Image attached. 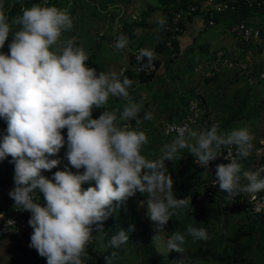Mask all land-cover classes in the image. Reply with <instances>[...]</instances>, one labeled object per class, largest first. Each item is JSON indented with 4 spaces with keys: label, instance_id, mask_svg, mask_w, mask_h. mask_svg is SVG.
<instances>
[{
    "label": "clouds",
    "instance_id": "clouds-1",
    "mask_svg": "<svg viewBox=\"0 0 264 264\" xmlns=\"http://www.w3.org/2000/svg\"><path fill=\"white\" fill-rule=\"evenodd\" d=\"M156 23L163 29L166 20L159 15ZM12 25L17 26L14 32ZM72 27L66 9L33 4L9 22L0 3V49L12 35L9 54L0 52V118L7 122V134L0 141V161L12 157L15 188L9 196L16 207L31 213L29 247L45 257L47 264H85L92 232H102L103 222L136 193L147 194L142 204L147 205L149 218L161 231L173 215L189 206L188 199L175 197L174 182L165 166V161H175L185 149L207 175L210 162L220 157L222 149L234 147V156L230 160L225 157L229 163L216 166L213 183L218 181L230 199L244 193L264 194V167L242 170L240 161L249 158L254 148V136L247 127L225 133L218 130L217 123L197 134L187 123L171 125L178 135L164 146L163 155L156 160L142 155L148 139L137 129L143 120L153 119V114L146 112L140 117L143 100L134 102L128 91L135 81L127 76L121 80L111 72L97 74L86 65L90 54L75 37L59 45L62 33ZM129 43V37L121 33L114 47L123 50ZM155 59L154 50L139 49L138 71L151 70ZM110 97L125 101L123 109L104 110L93 119V110L104 108ZM130 121H135L136 129ZM65 128L66 158L73 168L84 172L56 171L51 179L46 178L42 172L60 164L49 157L65 146L61 134ZM93 181L95 186L82 187ZM37 190L43 193L46 206L35 202ZM132 230L134 226L129 228ZM186 235L194 241L208 239L205 228L188 225L186 234L173 232L169 236L168 248L183 252ZM128 240V232L119 230L107 246L119 249ZM117 255L113 251L105 257L106 264Z\"/></svg>",
    "mask_w": 264,
    "mask_h": 264
},
{
    "label": "trees",
    "instance_id": "trees-1",
    "mask_svg": "<svg viewBox=\"0 0 264 264\" xmlns=\"http://www.w3.org/2000/svg\"><path fill=\"white\" fill-rule=\"evenodd\" d=\"M41 1L0 0V3L3 4V10L7 12L8 21L11 22L12 18L21 14L22 8L31 7L33 4L42 5ZM95 1L101 2L103 8H108L115 2V0H93V2ZM158 1L165 11L172 6L179 5V0ZM181 1L185 3V0ZM71 2L72 0H57L53 6L58 8L71 6L69 8V14L72 19L71 11L73 10V5ZM151 10L152 7L150 6L142 14L144 20L150 14ZM223 13L225 17L233 20L232 22L234 24L241 21L245 22L253 14H264V9L249 8L240 4L234 10L224 11L220 14L223 15ZM220 14L216 17L215 21L219 20ZM170 24L172 22L166 24L157 35L159 39L157 38L158 43L154 49L156 59L153 62L155 69L141 71L140 73L137 72L141 83L152 84L155 82L153 85H157V91L162 94L158 98V107H162L163 113L168 115L167 122L181 120L185 116L188 102L193 99L199 101L204 108L205 113L201 119L204 122L210 116V110L216 108L217 105H220L218 102L226 100V97L229 96L226 102L221 101L222 105H220V107H227L229 111V119L226 126L232 127L242 122H251L254 127L253 131L257 133L256 123L264 122V81H256L254 85H250L248 78L249 76H254L257 79L260 71L264 69L263 63L256 65L253 71L248 74L249 76L226 69L219 73H214L211 76H206L205 73L197 76V67L206 63L215 62L217 60V52H211L207 44H200L191 47L183 57L178 46V38H172V33L166 30V27ZM208 26H210L209 22ZM14 28L17 29V26ZM125 31L132 34L131 29L125 28ZM260 32L262 39H264V30H260ZM181 34L182 32L179 33V35ZM169 41L173 42V51L167 46V42ZM239 45L244 51L243 57L237 58L238 60L244 58V54L249 49L257 54L264 47V42L262 44H246L239 41ZM160 56L165 57V62L160 59ZM224 57L229 58L227 56ZM178 61L183 62L184 66L175 69ZM144 62H147L146 58ZM86 65L96 69L91 55ZM163 65L166 74L172 78L170 82L165 78L158 80L157 71ZM186 76L191 78V80L186 81ZM194 77H197L196 80L193 79ZM238 83L241 84V87H238ZM185 84L189 85L187 87L188 89L184 88ZM179 86L182 91L179 90ZM229 89H232V95H229ZM129 123L132 127L135 125V121H130ZM61 134L64 136L65 146L61 148L57 155L52 157L58 159L61 165H66L68 169H72L66 158L67 129H63ZM263 147L264 145H260V141H258L257 148L251 153L249 158L240 161L242 170L249 171L252 169V165L257 160L256 152ZM142 155L144 154L142 153ZM194 161L195 157L187 149L183 150L175 161H165V166L174 182L173 191L175 197L177 199H188L189 206L180 213L173 215L162 231L165 232L166 238L168 239L173 232L186 234L188 225L196 228L203 227L208 233L207 240L194 241L191 236L186 235L187 242L183 245V252L171 251L170 258L161 254L156 247L152 227L142 221L136 210L137 204L143 202L147 198V194L136 193L121 204L127 207L128 213L125 214L122 210L116 215L115 211L103 222V231L101 233L103 234L106 248L103 253H100L95 248L94 242H89L86 246L89 258L85 261V264H106L105 257L110 256L115 251L118 255L111 261V264H114L129 252L131 243L139 246L141 264H171L172 260L177 257H186L192 262H198L200 264H264V213H253L240 204L233 205L226 201L224 195H218L216 198L206 197L204 202L198 204L195 201V197L206 189L208 179L203 171L196 168ZM77 172L83 174L79 170ZM262 178H264V173H262ZM9 183L10 180L6 176L0 179L1 186H6ZM91 183L95 185L94 181ZM246 183L247 181L242 180V184ZM88 185L90 183H85L83 188L85 189ZM189 198H193L194 200L190 201ZM209 206H213L214 213H204L205 210H209ZM222 210H226L227 213H222ZM207 214L213 216L216 223H212ZM210 224L213 225L214 229ZM131 226H134V230L129 231ZM92 227L95 229L96 226L93 225ZM119 230L128 232V243L122 245L119 249L108 247V241ZM93 232L96 234L99 233L95 230ZM3 240L5 239H0V242ZM25 242L27 241L22 235L17 239L16 246L18 249L27 253L28 247L25 245ZM30 250L34 256H38V252L34 248H30Z\"/></svg>",
    "mask_w": 264,
    "mask_h": 264
},
{
    "label": "rangeland",
    "instance_id": "rangeland-1",
    "mask_svg": "<svg viewBox=\"0 0 264 264\" xmlns=\"http://www.w3.org/2000/svg\"><path fill=\"white\" fill-rule=\"evenodd\" d=\"M115 1L117 2V0ZM85 2L88 1L72 0L71 3H75L76 5H81L82 3ZM156 2L157 0H140L138 2V5H140L142 8L147 10L150 5H153ZM69 11L70 10L68 7V13ZM3 12L7 17V12L5 10H3ZM83 29L86 32L80 31L78 32L77 35L81 38L82 40L81 44L83 45L85 50L90 52V55L96 66L97 74H99V72L101 71H105V72L114 71L116 76L119 79L123 80L120 72L122 66L126 64V60H123L124 55L122 54L124 49L117 50L113 45L110 44V42L108 41V26H105L102 23H98V24L94 23L89 26L86 25V27H84ZM216 30H219L218 27L213 28L212 32ZM101 31L104 33V37L102 38L101 42L97 44L95 40L97 39L98 34ZM71 37H73V33L71 32V30L69 32L67 31L64 37H62L63 38L62 43L59 45H62L68 38ZM11 42H5V45L8 46ZM53 47H57V46H53ZM6 54H9V52H6ZM252 63H253L252 65L253 69L256 65H259L261 63H263L264 65V61L258 58H256V60H253ZM161 73L162 75L166 74L164 68L162 69ZM201 73L202 74L204 73L203 69L200 71L196 69L197 76L200 75ZM167 76L164 78L169 82L172 81V78L170 76L168 77ZM196 78L197 77H194L193 79L196 80ZM166 80L165 82H167ZM190 80L191 78H188L186 76V81H190ZM153 84H155V82H153L152 84H136L135 89L130 88L129 90V93L133 97L134 102H140L141 100H143L144 107L139 114L140 117L142 118L146 112H151L153 114V119L143 120L139 129H137L144 131L147 136L148 143L143 146L141 154L143 153L144 156L149 160L159 159L163 155L164 146L166 144L173 142L174 139L176 138L175 136H166L165 134L164 129H165V124L167 123L168 115L166 113H163L164 111L162 107H158V102H159L158 98H160L162 94L161 92L157 91V85L154 86ZM152 85L153 87L150 88V86ZM238 85H239L238 87H241L240 83H238ZM188 86L189 85L185 84L184 88L186 89ZM149 89L152 90L149 92L147 91ZM179 90L182 91L180 86H179ZM148 92L151 94L150 98H149L150 94H148ZM141 94L144 96L143 99L138 98V96ZM232 94H233L232 89H229V95ZM228 98L229 96L226 97V100ZM218 99L221 100V98L219 97ZM226 100H221V101L226 102ZM221 101L218 102L220 103V105H222ZM125 103H126L125 101H122L117 97H110L108 103L104 106V108H98L93 110L92 118L98 119L104 110H115L117 108L122 110ZM220 105H217V107L214 109L212 108V110H210V116L207 118V120H205L204 122L200 121L199 124L195 127L194 131H196L197 134L205 130H208L212 125L217 123L219 124L218 130L225 133L231 131L234 128L247 127L249 128L251 134L254 136L253 151L257 148L258 141H260V145H264V122L256 123L255 126L257 129V133L253 131L254 127L251 122L248 123L242 122L232 127L226 126L228 124L227 121L229 119L228 116L229 111L227 107L225 106L220 107ZM132 128L136 129V125H133ZM6 129H7V122L5 120L0 121V141H2L3 136L7 134ZM192 143H194V141H192ZM256 155H257V160L252 165V169H251L252 171H256L260 167H264L263 166L264 147L262 149L257 150ZM49 159H56V158L50 156ZM11 161H12L11 156H8L4 160L0 161V179L6 176L10 180V183L6 186L0 185V205L3 204L4 208H6L7 210L16 207L15 201L11 199L9 196V192L15 188V183H14L15 166H13L14 163H12ZM65 170L71 171L74 174L78 173L77 170L73 167L72 169H68L66 165L59 164L56 168H53L51 171H43L42 175L45 176L46 178L51 179L56 171H65ZM90 186H95V185L90 183V185H88L85 189H87ZM36 194L39 200L45 201L42 192H39V190H37ZM214 206L216 207V205ZM122 210L124 211L125 214L128 213L127 207L121 205L116 209L115 214L118 215ZM136 210L138 211L139 217L142 219V221L152 227L154 232L156 247L158 251L161 254L165 255L166 257L170 258L171 250L167 246L168 239L166 238V234L164 231L162 230L160 231L158 225L155 222L151 221V219L149 218L147 205L142 204V202H139L136 206ZM204 213H214L213 206H209V210L207 211L205 210ZM222 213H227V211L222 210ZM208 217H210L212 223H216V220L213 216L208 215ZM210 226L213 227V225L211 224ZM16 245H17V238L15 237L5 239L0 242V264H47V260L45 257H41L39 254L38 256H34V254L30 250L31 247H29L30 244L28 242H25V245L28 247L27 253L18 249ZM94 246L100 253L104 252L106 247L103 240V234L101 232L97 234L96 240L94 242ZM138 248L139 246H137V244L131 243L129 252L114 264H141L140 256H139L140 251ZM171 264H200V263L192 262L190 259L186 257H178L173 259Z\"/></svg>",
    "mask_w": 264,
    "mask_h": 264
},
{
    "label": "built area",
    "instance_id": "built-area-1",
    "mask_svg": "<svg viewBox=\"0 0 264 264\" xmlns=\"http://www.w3.org/2000/svg\"><path fill=\"white\" fill-rule=\"evenodd\" d=\"M175 1V0H172ZM57 0H42V6H53ZM208 2V9L206 11L208 22L210 26L215 24V19L218 16V13H222L224 11H231L234 10L238 5L243 4L249 8H257V9H264V0H207ZM178 6H172L167 11H165L164 18L166 20V24L172 22V24L166 27L167 31L172 33V38L177 39L179 33L181 32V28L177 24V21L183 19H190L194 18L200 11H201V4L199 1L183 3L179 0ZM60 9H66L68 11V7H62ZM231 33L239 40L246 44L255 43V44H262V37L261 32L258 29H254L249 27L245 22H236L231 26L230 29ZM126 34L129 38L130 35L128 32L124 30L123 27L118 29V33L112 39V45H115L117 37L121 34ZM104 37V34L101 33L98 35L96 39V43L99 44ZM167 46L171 51L174 50L173 42H167ZM139 49L134 54V62L136 63V70L138 71L140 64L136 61V55H138ZM256 55V58L261 59L264 61V47L260 49V51L255 54L253 50L249 49L244 58L238 59H230L225 58L224 55H217V60L213 63H206L197 70H204L206 76H211L214 73H219L222 70H230V71H237L240 74H244L249 76L253 71V60ZM175 56V54H174ZM205 68V69H204ZM155 69V66L151 69ZM150 71V70H147ZM250 85H254L256 81H264V69L260 71L258 78L256 79L254 76H249ZM205 111L203 106L197 100H190L187 104V110L185 116L179 120L174 122H168L165 124V134L167 136H175L177 137L178 132L175 128L170 127L171 125L176 126H183L184 124H188L189 127L194 131L195 127L198 125L199 121L203 118ZM0 120H4L0 118ZM235 154V148L233 147L231 150L229 148H223L220 157L216 160L211 161L209 167L207 169L206 178L208 179L206 189L203 190L200 194L195 197V201L198 203L205 200L206 197L212 198L217 196V194H225L229 203L233 205L240 204L241 206L246 207V209L252 211L253 213H264V194L254 193H244L238 194L233 199L228 197L226 192H223L219 188V183L216 181V166L219 164H227L229 163L228 160L232 158ZM228 159H226V158ZM197 169L203 171L205 173V169L202 168L200 165L195 163ZM80 171L84 172V169H79ZM242 183V181H241ZM190 201H193L192 198H189ZM35 202H38L41 206H46V202L40 201L35 193ZM31 217V213L25 210H22L19 207H14L10 210L4 208L3 204L0 205V239H9L12 237L19 238L22 235L25 237V240L30 244L31 243V235L33 234V229L29 226L28 221ZM8 221H13V224H8ZM92 239L90 243H93L96 238V233L92 232Z\"/></svg>",
    "mask_w": 264,
    "mask_h": 264
},
{
    "label": "crops",
    "instance_id": "crops-1",
    "mask_svg": "<svg viewBox=\"0 0 264 264\" xmlns=\"http://www.w3.org/2000/svg\"><path fill=\"white\" fill-rule=\"evenodd\" d=\"M85 1L88 2L82 3L81 5L71 3L73 5V10L71 11L73 21L71 32L73 33V37H75L77 42L81 44L82 40L77 35L78 32H86L83 29L86 25L89 26L94 23H102L103 25L108 26V41L111 44L113 41L112 39L116 36L120 27H123L124 30L125 28L131 29L132 34H129L130 43L122 52L124 55L123 60H126V64L122 66L120 74L122 79L127 76L135 81L131 87L132 89L136 88V84H143L138 78L136 63L134 62V54L138 49L142 48L154 50L158 43L157 35L161 29H158L156 17L159 15L164 17L165 15V10L160 6L159 1L157 0L158 3L156 2L155 4L150 5L152 10L145 20L143 19L142 14L146 10L138 5L140 0H117V2L115 1L108 8H103L101 2H93L92 0ZM194 1L200 2L202 8L201 11L194 18L177 21L182 32L178 37V46L183 57L191 47L200 44H207L209 45L211 52L216 51L217 55H224L233 59L241 58L244 50L240 47L239 40L230 31L231 26L233 25V20L225 17L224 13L223 15L218 13L217 15L220 14L219 20L215 21L213 26H208L206 11L209 5L207 0H185V3ZM70 7L71 6H69V8ZM245 23L251 28L264 30V14H253L245 21ZM12 26V31H16L17 29L14 28L15 25ZM215 27H218L219 30L212 32V29ZM65 33L66 32L62 33L59 44L62 43V37H64ZM101 33L103 32L101 31L99 34ZM11 41L12 35L10 34L6 42ZM262 42H264V39H262ZM0 52L5 54L6 52H10L9 47L5 45L3 49H0ZM255 58L256 55L254 59ZM160 59L165 62L164 56H160ZM183 66V62L178 61L175 68ZM163 68L164 65L157 71L158 80L167 76V74L162 75L161 71ZM111 73H114V71ZM151 90L152 89H149L147 91L150 92ZM149 92L148 94H150ZM143 97L142 94L138 96V98L141 99H143ZM150 97L151 94L149 98Z\"/></svg>",
    "mask_w": 264,
    "mask_h": 264
}]
</instances>
